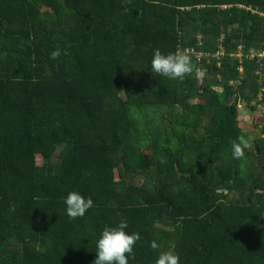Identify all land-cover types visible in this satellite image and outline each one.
Masks as SVG:
<instances>
[{"label": "trees", "instance_id": "1", "mask_svg": "<svg viewBox=\"0 0 264 264\" xmlns=\"http://www.w3.org/2000/svg\"><path fill=\"white\" fill-rule=\"evenodd\" d=\"M239 45L264 50V0H0V264H94L120 219L140 234L129 264H154L153 240L180 264H264V138L237 108L264 59ZM179 46L203 54L191 74L151 73L154 49ZM71 190L93 200L84 217L65 213Z\"/></svg>", "mask_w": 264, "mask_h": 264}, {"label": "clouds", "instance_id": "2", "mask_svg": "<svg viewBox=\"0 0 264 264\" xmlns=\"http://www.w3.org/2000/svg\"><path fill=\"white\" fill-rule=\"evenodd\" d=\"M252 11H254V9ZM198 37L202 36L198 34ZM198 43H200L199 40ZM241 47L242 46L239 45L237 47V51L230 54L231 57H237L236 55L240 53L241 56L237 57L240 60H242L243 55H246V58L248 59H256V61L258 62L264 59V57L250 58L249 56L251 53H259L262 49L244 54ZM220 48L223 50L222 57H224L226 55V52L224 51V48L222 46H218L216 52ZM194 52L200 51H197L194 47L191 46H179L178 51H169L167 53L162 52L159 48H156L153 50L150 61L151 73L166 77L169 80L182 81L185 76L191 74L194 70L193 59L191 56L193 55V57L196 59ZM60 56L61 49L59 47H57L50 53V59L52 60H57ZM197 69L200 68L198 67L196 68V70ZM258 70V74L260 75V78L257 77L258 90L255 95L251 96L249 105H251L253 101L254 104L258 103L264 96V84H262L263 73L261 68L256 69L254 75L257 76ZM244 103L246 104L247 102H239L237 107L238 112L239 109L243 107ZM257 137L259 139L264 138V130ZM251 146L252 145L248 138L243 135L239 136L232 142L231 152L233 157L241 160L244 159L246 150H248ZM257 152L259 153L258 150ZM255 192L258 194H262L261 189H256ZM63 202L65 205V213L70 219L84 217L86 212L93 207L92 198L86 197L76 190L69 191L64 197ZM128 228L129 225L127 220L120 219L114 226H105L100 231L95 241V251L97 255L95 257L94 264H129V260L134 258V246L136 245L137 241L140 240V234L135 231L129 232ZM150 248L155 254L154 264H180L181 257L175 250L174 244L169 248L162 250L161 245L156 240H153L150 242Z\"/></svg>", "mask_w": 264, "mask_h": 264}, {"label": "crops", "instance_id": "3", "mask_svg": "<svg viewBox=\"0 0 264 264\" xmlns=\"http://www.w3.org/2000/svg\"><path fill=\"white\" fill-rule=\"evenodd\" d=\"M257 71V77L260 78ZM239 126L248 133L251 141L257 142V136L264 130V96L258 103L247 105L244 103L243 107L239 109Z\"/></svg>", "mask_w": 264, "mask_h": 264}, {"label": "rangeland", "instance_id": "4", "mask_svg": "<svg viewBox=\"0 0 264 264\" xmlns=\"http://www.w3.org/2000/svg\"><path fill=\"white\" fill-rule=\"evenodd\" d=\"M192 29L194 30H197L199 29V31L196 32V34L198 33L200 36H202L203 34V31L201 30V28L199 27V25H196L195 27V24L193 25ZM236 29V25H234L232 27V30H235ZM213 37V36H211ZM214 40H217V39H213L211 42H213ZM191 55V54H190ZM242 66L240 65L238 67V70H239V73H242L244 70H242ZM196 69H195V77H196V81L198 82V84L202 83L203 80H204V76L202 77H199L197 76V73H196ZM194 101H197L196 97H195V100ZM184 110V109H183ZM185 112V111H184ZM175 113H174V109H170L166 114H165V118L162 120V124L160 125V133L161 135H168L169 134V131L171 129V127H175L176 126V123H175V119H171L170 117L171 116H174ZM253 144V143H252ZM251 144V145H252ZM259 146H263L262 142H259ZM259 151V150H258ZM261 152V150H260ZM263 153V152H262ZM247 164V162L243 161L242 164L238 165L237 167H241L242 165H245ZM163 171V169L161 167H159L158 169L154 170V171H149V172H145L143 174V176L141 177V179H138V184L142 185V184H148V183H151L154 179V176L157 175L158 173H161ZM141 176V174L139 175Z\"/></svg>", "mask_w": 264, "mask_h": 264}, {"label": "built area", "instance_id": "5", "mask_svg": "<svg viewBox=\"0 0 264 264\" xmlns=\"http://www.w3.org/2000/svg\"><path fill=\"white\" fill-rule=\"evenodd\" d=\"M192 52H193V49H192ZM194 54H195V57L197 59H199L201 57V55H202L201 52H194ZM222 55H223V50L221 48L216 53H214V55H213L216 58L217 66H220V60H221ZM236 56L240 57L241 55L239 53ZM249 56H250V58H254V57L262 58V57H264V51L261 50L259 53H256V52L255 53H251ZM196 73H197V76H199V77L203 76V72H202L201 69H197Z\"/></svg>", "mask_w": 264, "mask_h": 264}]
</instances>
